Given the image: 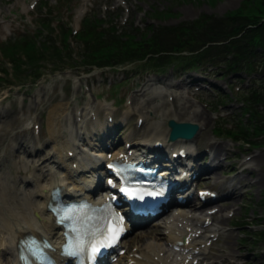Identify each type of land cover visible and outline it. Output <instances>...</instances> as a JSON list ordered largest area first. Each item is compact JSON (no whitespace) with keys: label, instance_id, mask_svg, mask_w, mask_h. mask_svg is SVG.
<instances>
[{"label":"rangeland","instance_id":"1","mask_svg":"<svg viewBox=\"0 0 264 264\" xmlns=\"http://www.w3.org/2000/svg\"><path fill=\"white\" fill-rule=\"evenodd\" d=\"M23 1L24 0H0V21L3 20V17L8 12L17 10L21 6ZM43 1L46 2L47 11L46 9L42 11L37 9L35 14H29L28 16H26V19L30 21V24L25 25V29L32 30L33 27L36 28V26L39 24L40 17L46 13L47 17L51 20V27L53 28L54 33L56 34L57 32L59 34L60 32H58V27L56 25L58 24V21L61 23V21L63 20L64 16L62 14L64 13V10H66L65 5H63V3L68 2V0H43ZM261 1L262 0H129L131 14H133L135 24L138 23L139 21V25L143 26L146 23L151 25V27L149 26V30L147 31H138V32L131 31L130 36L132 38L135 37L138 39L150 40L152 39L154 31L157 30L159 26L170 27V26L179 25L183 22L192 24L193 22H197V20L202 14L215 15L219 17L229 14H241L248 16L253 21H261L264 18V12L260 11L257 7L258 2ZM116 3H117L116 0H109L107 2V5L110 6ZM72 7L71 8L73 12H75L76 8L78 7V5H76L75 0H73ZM162 11H167L171 13V16L167 17L165 15H161L163 19H160L158 13H161ZM154 16H157V18ZM23 29H24L23 25H21L19 28H17L16 26L13 28L11 27L10 28L11 34H9L8 31L5 34L4 30H2L0 26V48L4 43L5 39L12 37L14 33L21 32V30ZM106 37L107 35L103 38L106 39ZM72 46L74 47V44H72ZM194 55L195 54L192 53V55L188 57L191 60H194L195 58L201 56L202 54L193 57ZM167 61H169V59H167ZM259 62H260V58L258 57L255 62V65L257 67H259L260 65ZM5 63H7L6 58H5ZM6 66L9 67L8 64ZM48 68L50 69V67ZM100 73L101 72L99 70L85 72L82 67L73 68L72 70H68V69L62 70L59 74H55L54 76L49 77L51 78V81L52 80L54 81L58 80V81L52 83V86L49 89L48 94L46 93L47 92L45 88L46 86L41 85L43 82L42 80H40L39 82L36 83L35 87L36 86L41 87V91L43 94V102L40 106H37L34 109L33 108L29 109L28 105L30 104V102L33 101L34 96L37 93V91L34 90L35 87L33 88L31 85L26 84L25 88L14 87L12 90L8 92L1 91L0 96L5 95L6 99L5 100L1 99L2 102L0 103V127L3 128L4 131L3 138L0 141V166L9 167L11 165V161H10L11 156H9L8 154L7 159L10 162L5 163L3 159V155L5 149L10 151L12 150L10 148V144L12 142H15L19 147L15 151L14 157L19 153L20 154L34 153L38 151L40 148H44V146L47 143V132L42 124L40 126L41 139L39 142L36 141L31 136L32 129L30 124L28 125L30 126V128H28L27 130H23V129L25 125H27L28 120H30L31 118H33L38 114L42 115V113L45 112L46 110L48 111L47 108L48 106L55 105L59 102L61 103L74 102V107L77 106H80V108L85 107L86 105L85 96L88 95L85 94L84 88L82 90L78 88L75 97L71 95L72 90H74V87L78 85L79 80L81 78H86L89 80L90 76H94V74L99 75L98 82L96 85L97 88L93 93L94 96H92L90 93L91 97L87 99V101L97 110L98 117L99 114L102 112L103 116L101 117V119L105 120L104 116L106 115L105 113L106 111H109V113H111V111L114 110V108H118L119 109L118 115H121L122 113L125 114V112H128L127 114L131 115L127 119L129 120L137 117L136 113L129 112L126 104L120 105L118 107L114 105L113 95L117 92L119 88V86H115L116 84L122 82L118 90V92L121 95L129 94L131 91H136V93L131 94V97L136 94L135 96L138 97V100L140 99L142 101H146L147 96H151L152 91H164L165 93L171 92L173 94L179 92V94L176 95L181 96V94H183V92L185 91L184 89L189 86L190 82H198L199 80H201L202 77L205 76V74L203 73H201V75L197 74V72L185 73L180 70L178 71L173 70L172 68H170L169 71L166 72L163 76H146L144 79L135 77L131 72H129L128 74L124 73L125 78H121L120 75L116 76L115 83L109 89L110 84L107 80L108 77L111 75V73L114 72L112 71L103 72L101 76ZM240 77L242 78V80L240 81L234 80L232 78H226L225 80L226 81L228 80V83L218 78L206 77L207 80L202 83L203 87L197 88L198 85H193L192 92L198 91L196 94V98L201 99L203 102H210L211 104L213 102V97H215L216 92L221 94L220 96H225L227 100L224 102V105L218 106L217 108L219 115L226 116L228 114H232L231 118H233V120L228 119L229 121L234 122L235 119H237L240 120L244 126L248 123L252 124L255 120L254 116H256L257 114L253 110L251 112L247 111V113L243 114L241 111L243 109L248 110V108L246 107L245 104L242 110L240 111L241 104L236 99L237 97L241 98V93H240L241 90L246 91L249 87L252 86V82H251L252 78L245 79L244 75L242 74L240 75ZM22 82L23 81L21 82L16 81V83H22ZM179 82H180L179 88L172 87L171 89H169L164 86V84L166 83L175 84ZM236 86L237 87L241 86L238 92L236 90ZM62 87H63V92L66 94V97L63 98V100H62V92H61ZM110 90L112 91L109 93ZM142 92L147 93V95L142 96ZM25 98L28 101V105H26L27 101L25 100L23 106H21L22 108L20 109L19 108L20 102ZM158 101L161 100L158 99ZM194 102L193 104L196 106ZM179 103L180 100L177 99L176 105ZM170 106L171 105L168 103L166 105V108L169 109ZM199 106L203 110L205 117H207V123L204 127L205 130L202 132L203 135L201 136V134L199 133L198 138L200 136L201 137L197 139V143L195 145V150H196L195 156L196 159L199 161L198 168H200L199 166L203 168L206 164H208L207 160L202 161L200 159L202 158L203 153L206 151V148L210 143L218 144V142H221V145L224 146L225 148V151H218V153L224 152L222 153L221 157L222 158L225 157L226 161H222L223 166L218 169L219 175H217L215 179L217 180V182L214 183L211 177H209L208 181L201 179V182L203 183L205 188L215 190L219 192L221 196L226 195L227 193L230 196L227 199L223 198V200H221L217 205L222 210L220 204L223 201H226V203L223 204V208L225 210L223 211V214H227L228 213L227 211L233 214L231 218H228L226 222V226L223 227L224 234L228 233V236L227 237L224 236V239L220 242L223 244L228 242L231 246L230 249L234 252L235 257H238L236 253L240 255V257H238V264H242L243 262H244L243 264H245V262H247V264H264V239L261 240V238L258 237V240H254L253 237L249 239L244 236V230L250 231V233H253L260 229H263L264 231V146L260 147V143H259L260 139H256V140L252 139L251 142L253 144H256L255 147L250 148L247 146V147L237 148L239 146L234 145L229 140L216 138L213 133V129L216 127L215 117L217 115L212 112L211 110L212 105L209 108H206L203 105H199ZM4 110H8L9 113L8 114L5 113L6 116L2 117V115L4 114L3 113ZM150 111L152 112V110ZM78 112H80L79 109L77 113ZM181 113L182 112H180V114ZM160 114L161 112L155 114L154 116L147 115L146 117H148L150 120L146 121L147 124L144 125L142 127L143 129H141L139 132L133 128V123L130 125L129 129H131L133 133V136L130 138L134 143H138L140 142V140L143 139L144 135L146 134V127L150 123L158 121V117ZM236 114L238 115L237 118H236ZM259 116H262V114H259ZM181 117L183 118V116ZM263 120H264V116L262 117V121ZM9 123L12 129L14 127L13 131H10V129L8 128ZM223 130L226 132L230 130V128L227 126ZM253 131L250 130L249 133L253 134L252 133ZM104 132L106 134H104ZM104 132L102 133L103 136L108 135L107 133L108 131H104ZM109 132H110L109 135H111L112 134L111 131ZM262 137H264V135ZM46 154L47 151L42 154V157H44ZM253 156L254 158H252ZM244 157H248L249 159L251 158L249 160V163L246 164L247 169H245L244 171H243V166L241 172H239L241 168L235 170L236 166H232V167L229 166L235 162H239V161H235V158L236 160L243 161ZM42 166L43 165L41 164V167ZM23 167L24 165H21L20 168L22 169ZM25 170L29 171V167H27ZM0 171L3 172L4 174L8 172L10 173V170L4 167L0 168ZM35 175L39 176L40 174L39 172H37L35 173ZM221 183H224V186H221ZM19 185H20L19 181L15 180V178L11 180L9 179L8 184L4 185L2 182L0 183V187H2L5 191L7 188H10V193H11L10 204H13L16 200V190L17 188H19ZM30 189L31 187H25L24 193L28 192ZM232 189L234 192L231 191ZM234 189H238V190H234ZM0 199L4 201V195L2 194V192H0ZM13 207L15 206L13 205ZM223 219L225 220L224 217ZM240 219H243L244 221H248L251 227L249 228L248 226H246V227L234 228L233 225L236 222H239ZM134 240L135 239H133V241ZM219 246L221 245L219 244ZM227 263H232L229 258L227 260Z\"/></svg>","mask_w":264,"mask_h":264},{"label":"bare ground","instance_id":"2","mask_svg":"<svg viewBox=\"0 0 264 264\" xmlns=\"http://www.w3.org/2000/svg\"><path fill=\"white\" fill-rule=\"evenodd\" d=\"M25 10L26 8H23V11ZM54 82L55 81L52 83ZM51 86L45 87L47 94ZM168 87L171 88L173 86ZM77 91L78 88L75 86L74 90H72L73 97L76 96ZM84 92L88 95L85 96V107H74V102H59L48 107L45 128L49 139L48 144H51L52 147L50 149L49 146H45L44 151H47V155L40 160V165L33 164L29 167V171H26L29 177L25 183L26 185H30L28 187H31V189L24 193L19 192V188H17L16 200L13 204L18 205L16 208L21 206L19 210L14 209L13 207H8L12 205L10 204V188H7L5 191L2 187H0V192L4 195V201L0 199V264H17L16 245L26 234H42L50 238L53 243L58 242L59 231L53 225L51 216L45 211L51 190L55 187H59L63 195H69L70 192L72 193L77 189V186L88 184L94 178L93 173L99 164L94 163L92 158L87 155L80 156L79 153H76L73 145H78L80 142V138L77 137L76 131L71 135H64L60 132V130H63V118H67L69 107L73 106L74 108L80 110V112L77 113V118L79 122H81L79 128H81V126L88 121L92 126L97 124L101 129H103L113 124V122L117 119L126 121L129 116H131L130 114H127L128 112L118 115L119 109L114 108L111 113L106 111V115L104 116L105 120H102L101 117L103 116V113L101 112L98 117L97 110L87 101V99L91 97L90 90L84 87ZM186 94L187 91H184L181 96L173 93H165L164 91L156 93L153 92L151 93V96H147L146 101H142L140 99L138 100V97L135 96L136 94L132 97L131 95L129 96L126 104L128 111L135 112L136 116L139 118L145 117V122L150 120L146 117L147 115L154 116L155 114L161 112L158 117V121L148 125L150 128H148L146 139L143 143L145 146L154 148L155 145H159V143L160 145L165 144L169 133H179V137H184L183 135L192 137L191 134L196 132V130H193L192 122L197 123V125H194L197 128L199 126L198 122H202V125L206 124L207 117H204L203 112L196 113L197 107L191 103L189 99H187ZM145 95H147V93L142 92V96ZM158 99L161 101H158ZM177 99L180 100V103L176 105ZM157 101L161 103H158ZM168 103L171 105L170 109L173 110L168 111L166 108ZM150 110H152V112ZM167 112L170 113L168 114ZM180 112L182 113L180 114ZM181 116H183V118ZM145 122L143 124H145ZM29 124L30 123L27 122V125H25L23 130H27L29 128ZM201 124L200 126H202ZM171 131L173 133H171ZM197 139H199L198 136L193 140ZM176 142L186 146H189V144L192 143L181 140ZM141 145L142 143H138V146ZM145 146H142V148L144 149ZM159 148L163 149V146ZM210 150L211 159L209 163L215 165V168L217 169L221 168L223 166L222 161H225L224 158L221 157L224 152L218 153V151L223 150L216 146L210 147ZM68 152H72V159L67 158ZM169 152L173 153V151ZM51 158L52 160H50ZM78 159H80V162H77ZM74 163L77 164V171L82 173L81 176H78L76 172H72V165ZM41 164L43 165L42 167ZM236 164H240V162H235L231 164L230 167L236 166ZM4 168H6V166H4ZM212 171L213 170L211 169L209 170V172ZM37 172L42 174L43 179L35 175ZM211 175L215 176L216 173H211ZM21 200H24L22 204ZM4 205H6L9 209H5ZM36 213L37 215L33 216V214ZM223 217L220 218L218 224H222L225 221Z\"/></svg>","mask_w":264,"mask_h":264},{"label":"trees","instance_id":"3","mask_svg":"<svg viewBox=\"0 0 264 264\" xmlns=\"http://www.w3.org/2000/svg\"><path fill=\"white\" fill-rule=\"evenodd\" d=\"M258 9L264 12V0L258 2ZM158 15H165L170 17L168 12H161ZM93 26L92 22H90ZM203 24V25H201ZM198 26L193 27H171L159 30L158 33L153 34L152 39H137L129 37L125 39L124 36L114 37V41L110 47H104L100 52H105L106 49L120 48L118 42L127 40L132 49L142 51L144 48L156 47L168 51H181L180 48L192 46L195 44H208L207 52L212 51L219 53L218 55H226L234 58L233 62L239 64V59H246L249 67L259 55L264 53V18L261 21H253L246 15L229 14L223 18H216L210 15H203ZM138 40V41H136ZM102 44V42H101ZM25 51H32V45L29 43L19 42L18 44ZM248 45H251L250 47ZM127 55L131 54L128 47ZM263 52V53H262ZM260 65L257 67L264 72V58H260ZM228 67L232 64L228 61ZM249 99L253 104L264 103V80L261 84V89H252L248 92ZM259 114V111H256ZM264 115L260 116L263 117ZM264 121V120H263ZM260 120L256 125H250V129L255 130V134L264 133V122ZM255 123V121H254ZM250 129L237 127L233 134L247 135ZM249 137V135H247Z\"/></svg>","mask_w":264,"mask_h":264},{"label":"snow or ice","instance_id":"4","mask_svg":"<svg viewBox=\"0 0 264 264\" xmlns=\"http://www.w3.org/2000/svg\"><path fill=\"white\" fill-rule=\"evenodd\" d=\"M122 191H127V189H122ZM153 193H149V195H152ZM128 195H132L131 192L128 193ZM142 198V197H141ZM119 237V231L116 228L110 229V235L108 237V240L111 243H115V241L118 239ZM105 244L100 243L98 245H93L91 247V251L93 253V256L100 250L101 247H104ZM84 250V244L83 241H77V243L74 246H70L68 249H66L67 254L69 255H74L78 252H81ZM34 255L36 256L37 259H46V257H43L38 250H36L34 252ZM22 259H24L22 257Z\"/></svg>","mask_w":264,"mask_h":264}]
</instances>
